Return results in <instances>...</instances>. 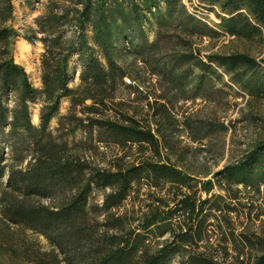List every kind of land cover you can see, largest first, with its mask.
Returning a JSON list of instances; mask_svg holds the SVG:
<instances>
[{
  "label": "trees",
  "instance_id": "obj_1",
  "mask_svg": "<svg viewBox=\"0 0 264 264\" xmlns=\"http://www.w3.org/2000/svg\"><path fill=\"white\" fill-rule=\"evenodd\" d=\"M12 1L0 0L5 16L0 26V126L11 119L17 142L12 147L14 163L2 164L0 153L2 219L6 225L44 236L52 249L51 254H41L29 246L21 252L0 248V264H171L176 254L187 264H264V237L236 232L231 216L235 186L257 190L264 186V142L221 170L218 185L230 200L210 195L213 184L197 178L209 174V170L198 172L200 153H209L202 143L215 133L226 134L229 127L200 113L184 111L181 119L178 115L181 102H210L217 93L229 95L233 84L256 100L264 99V60L245 54H215L204 59L192 41L224 34L243 38L261 34L264 0H204L220 20L217 28L189 13L182 0H140L128 10L118 0H77L75 38H66L62 31L69 12L62 13L52 2L46 15L36 21L50 35L42 56V90L32 86L11 53V39L17 33L5 23L14 9ZM161 1L164 13L160 12ZM143 18L154 22L155 40L144 38L133 50L123 51L121 30L133 22L142 27ZM89 28L93 44L87 35ZM75 52L80 54L82 71L80 84L71 88L69 65ZM129 60L135 79L146 70L159 81V87L149 88L152 94L136 100L133 111L116 101ZM9 89L20 98L13 112L4 103ZM40 95L46 104L36 127L28 101ZM63 98H70L73 111L83 106L86 115L75 117L79 124L71 133L88 121L92 129H99L102 139L117 147L108 166L91 164L67 142L52 138L49 124ZM23 132L35 141L33 161L26 167L22 165L27 156L18 145ZM182 134L201 147L189 146ZM218 146L224 151L225 141ZM144 189L147 198H142ZM96 191L102 193L101 203L94 197ZM202 191L206 197L199 195ZM44 199L50 203L44 204ZM129 200L139 201V211L121 212ZM217 229L221 237L212 247Z\"/></svg>",
  "mask_w": 264,
  "mask_h": 264
},
{
  "label": "rangeland",
  "instance_id": "obj_2",
  "mask_svg": "<svg viewBox=\"0 0 264 264\" xmlns=\"http://www.w3.org/2000/svg\"><path fill=\"white\" fill-rule=\"evenodd\" d=\"M123 3V7L130 8L132 2H141L140 0H118ZM55 2L57 10L62 13L69 12L68 23L62 28L66 38H75L76 28L73 25V18L76 16L77 0H13V12L11 18H9L5 26L13 27L17 35L11 39V53L14 56L16 64L24 68L28 75L29 81L36 89H43L42 76L44 73L42 56L46 51V42L50 40V35L41 31L37 25V19H40L46 15L48 5ZM182 3L186 7L187 11L198 18L203 19L209 23L211 27L217 28L220 23L216 13H213L204 0H182ZM160 12H165V5L161 1L159 2ZM154 9V8H153ZM156 9V8H155ZM220 12V8L215 9ZM157 11V10H156ZM143 15V11L140 12ZM139 14V16H140ZM224 16L226 14L224 13ZM4 13L0 12V26H2ZM123 37V43L121 48L123 51L133 50L134 46L140 42H143L144 38L148 41L155 40V26L154 22H149L143 18L142 27L133 24L126 25L121 30ZM170 34H176L174 31H170ZM88 38L92 42L93 33L91 28L87 30ZM170 35V36H171ZM164 41V40H163ZM194 48L200 51L202 58H206L208 55H234L245 54L258 61L264 60V30L261 34L251 38H243L238 36H232L224 34L220 37H204L193 38ZM129 60L128 75L125 77L123 83L120 84L117 92L116 101H120L123 105L128 106L125 109L131 111L137 106L136 100L142 99L150 92V87L155 84L158 86V79L148 75V72L141 71L140 79L133 77V67ZM70 80L69 85L71 88H75L80 84V74L82 71V63L80 60L79 52L70 58ZM147 72V73H146ZM228 80V77H226ZM220 83H217L218 86ZM133 86V87H132ZM139 88H138V87ZM137 87V88H136ZM159 87V86H158ZM142 88V89H140ZM152 91V90H151ZM212 101H205L198 99L195 102H181L179 109L180 119L184 116L183 112L200 113L208 117H213L221 122H224L229 131L221 135L215 133V137L208 139L202 143V145L209 149V153H200L199 160L202 165L199 167L198 172L209 170V174L206 176L199 175L197 178L201 181H207L212 179L213 186L210 195H221L230 200L226 191L222 190L218 183L221 182V170L227 165L241 160L244 154H246L255 144L264 142V99L256 100L246 90L240 86L233 84L232 92L229 95L216 94ZM152 95L150 100L153 101ZM4 103L9 108L10 112L18 109L20 104V98L18 92L13 89H9L4 96ZM46 104V98L44 95H40L33 101H28L32 124L39 127L41 124V114L43 106ZM87 104H92V101H87ZM83 106H78L74 111L72 109V102L70 98H63L61 100L57 115L52 119L49 124V130L52 138L59 142H67L73 149V152L88 158L91 164L99 166H108L110 164L111 157L118 153L117 147L107 139H102L98 128L92 129L88 126V121H85L83 125H80L78 129L71 133L79 122L75 120V117L85 118ZM11 119L0 126V153L4 157L2 164H11L15 162L13 157L12 147L17 144L12 136ZM185 142L189 146L201 147V143H192L191 140L182 134ZM225 141L224 151L218 150L220 142ZM21 142L20 147L24 150V154L27 156L23 167L29 165L33 161L34 139L31 135L22 133L19 140ZM109 144L108 148L105 145ZM202 146V147H203ZM75 147H77L75 149ZM71 149V150H72ZM75 149V150H74ZM195 172L196 174H199ZM9 176L7 172L3 178L6 183ZM201 188V185H199ZM236 199L232 200V206L235 211L231 214L233 221L235 222L236 232L240 233L246 231L251 234H257L264 237V186H260V190L254 187H247L243 185L235 186ZM147 189L143 190L142 198H147ZM199 195L206 197L205 192H199ZM233 195V194H232ZM94 197L98 203L102 202V193L96 191ZM44 204H49L48 199L43 200ZM140 203L127 201L121 212L127 210L139 211ZM2 219V204L0 202V248L6 250L7 248H14L17 252H21L25 246H29L33 251L44 254L46 252L51 254V246L48 240L39 234H36L30 230H23L15 226L14 224L7 223ZM220 230H216V234L213 235V241L211 246L217 245V241L221 237ZM219 233V236L217 235ZM217 235V236H216ZM165 238H169L168 236ZM165 238L159 239V242H163ZM203 244V249L207 248ZM208 246V245H207ZM232 247V244H229ZM4 253V252H3ZM4 259L7 257L4 256ZM24 264H39L37 262H24ZM171 264H187L186 259L173 255Z\"/></svg>",
  "mask_w": 264,
  "mask_h": 264
},
{
  "label": "water",
  "instance_id": "obj_3",
  "mask_svg": "<svg viewBox=\"0 0 264 264\" xmlns=\"http://www.w3.org/2000/svg\"><path fill=\"white\" fill-rule=\"evenodd\" d=\"M208 182H209V183H212V182H213V180H212V179H209V180H208Z\"/></svg>",
  "mask_w": 264,
  "mask_h": 264
}]
</instances>
